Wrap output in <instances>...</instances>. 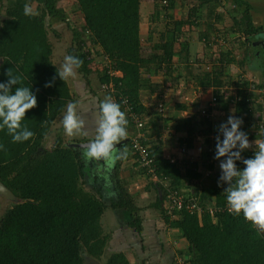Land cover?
Masks as SVG:
<instances>
[{"label":"trees","instance_id":"trees-1","mask_svg":"<svg viewBox=\"0 0 264 264\" xmlns=\"http://www.w3.org/2000/svg\"><path fill=\"white\" fill-rule=\"evenodd\" d=\"M12 1L0 0V10L5 13L0 24V82L7 80L10 70L11 75L21 78L23 85L32 86L37 106L26 112L23 121L33 132L29 141L13 143L11 137L0 130V144L6 149L0 151V182L21 200L0 216V264H86L85 257L101 264H136L137 260L138 264H151L147 257H138L133 245H128V250L112 246V233L103 224L107 210L125 211L129 216L127 230L140 238L146 227V210L155 213L157 221L165 228L174 225L173 235L181 244L176 252L178 259H172L170 264H177L179 259L187 264H264V230L230 211L223 192L226 185L212 190L195 189L193 182L203 177L198 161L183 160L182 164L177 159L173 161L174 157L166 156L161 145L158 146L159 142H151L147 117L153 107L144 105L142 94L144 91L158 93L163 86L142 76H155L166 69L163 85L174 78L172 59L177 54L173 46L181 38L182 28L191 24L189 20H174L172 1L156 0L150 20L156 24L163 21L166 25L157 41L151 38L155 43L153 47L162 54L149 57H146L141 37V0H76L79 8L73 15L65 13L61 0H15L10 5ZM234 1V8L245 6L250 10L248 5ZM34 2L36 12L31 10ZM204 3L208 5V1ZM210 3L209 13H213L219 1ZM26 7L28 14H25ZM232 11H229L232 19L236 18L234 33L245 40L242 44V41L237 45V41L233 43V50H240L261 29L252 25L248 11L241 17L234 16ZM79 19L81 22L77 23ZM54 20L65 23L71 32L65 53L83 61L77 72L89 90L94 92L92 76L98 73L100 92L111 97L103 92L102 86L114 84L112 96L127 98L133 113L140 117L143 123L140 132L144 133L141 142L150 145L155 168L152 173L134 153L132 140L140 132L119 102L126 114L130 135L119 149L125 154L131 153L128 160H133L137 168L135 176L141 178L139 182H149L148 187L155 195L149 207L139 205L130 192L129 183L122 179L124 158L116 160L112 169L101 161L86 160L82 149L64 142L62 130L54 144L47 148L56 118L69 101H74L67 81L59 79L56 69L60 68L52 60L53 46L48 37L49 31H53L48 23ZM168 35H172L171 38ZM202 38L210 39L205 34ZM244 53L247 56V50ZM232 55L225 49L211 67L196 66L192 80L196 89L211 92L210 105L223 104L243 120L242 130L248 134L250 143L258 142L264 135L257 133L258 123L264 117L263 84L256 87L259 93L255 94L243 73L229 77L227 70L236 63ZM246 56L240 59L241 65L248 60ZM95 60L102 62L103 73L98 71L99 67L94 68ZM46 83H51V87H45ZM202 110H206L207 115L203 116ZM202 110L198 125L203 128L198 135H210L211 143L206 150L208 157L201 159V164L206 178L212 179L207 172L214 171L217 185L220 176L219 161L214 159L217 129H211L210 106ZM195 120L194 117L188 121L190 130L180 139L184 152L194 145ZM249 151L242 153L244 159L252 157L253 151ZM237 166L244 167L239 161ZM86 183L91 184V189L85 188ZM107 191L115 196L111 202L104 199ZM142 249L145 250L144 246Z\"/></svg>","mask_w":264,"mask_h":264},{"label":"crops","instance_id":"crops-1","mask_svg":"<svg viewBox=\"0 0 264 264\" xmlns=\"http://www.w3.org/2000/svg\"><path fill=\"white\" fill-rule=\"evenodd\" d=\"M150 1V0H149ZM172 3L175 5L174 8V20L175 21H183V20H189L191 22L190 26L186 25L182 28V37L179 38L175 44H174V51L177 54L172 59L173 66H172V72L174 75V78L172 80L176 82V87L172 84V89L166 91L165 85H163L164 81L166 80V72L167 70H161L159 73L155 76H150L147 74H143L142 78H146L152 81V83L160 84L163 86V89L159 91L158 93L150 94L149 91H144L147 93V95H142V102L146 106L153 107V111L151 112L150 117L148 116V124H149V132L151 136V142L157 144L160 143L158 146L163 148L164 153L166 156L174 157V159H177L179 163H183V160H190V161H198L199 166V172L202 173L203 177L199 181V189L200 190H207L206 187H208L210 184V181L214 182L216 180V177L214 176L212 179L205 177V170L203 168V165L201 164V159H205L208 157L206 155V150L209 147V143H211L210 135L209 136H201L198 135V132L202 130V126L198 125V122L201 124L199 120L200 118V110L208 108L210 106V113L211 117H213L212 122V131L218 129V126L225 122L229 116V114L235 115L232 110H227L223 104H209L212 100V94L211 92H205V90L202 89H196L195 84H186L190 83V81L194 78L193 75H195V68L197 64L201 67L203 66V63L207 62V64H213L214 60L216 62V59L221 56V52L225 49H228V51H231L233 53L232 57L236 60L239 59L242 53L245 55V51L250 47L252 49V67H257L256 75H261L259 77L261 80L264 81V51H260L261 45H263L264 39V0H239L241 3H244L249 6L250 10L248 11L246 7H237L234 8L235 1L234 0H171ZM202 1H208V5L205 4ZM209 1H219L218 4H216V9L213 13H209L211 10V3L209 5ZM146 0H141V6H140V16H141V37H142V43H147L149 46V51L146 53L149 57L150 55H158L160 56L162 54L161 51L156 50V48L153 47V44H155L151 38L153 39V35H151L150 30L148 29L147 33L145 32L144 27L151 24V26H158L162 25L163 28L165 27L166 23H153L150 21V16L154 13V10L156 8V2L155 0H151V12L148 13V9L146 7ZM230 10H233L232 14L237 17H241V14L244 15L247 13L250 14L251 17V23L256 29H261V31L256 33L255 35H252L249 42L244 43V47H239L241 53H237L238 49H234L233 43L239 39L235 45H237L239 42L241 44L245 42L244 38H241L240 36H237L235 34V19H232V15L229 13ZM4 11V10H3ZM192 12L195 13V15L192 14ZM151 13V14H150ZM5 13L0 10V24L4 20ZM149 15V16H148ZM163 18V15H162ZM197 19V20H196ZM237 21V20H236ZM239 21V19H238ZM150 26V27H151ZM152 30V28H150ZM53 32L49 31L50 34H54L53 37L55 38L54 33L55 30H52ZM165 31V30H164ZM210 33V34H209ZM208 36L210 39L206 40L205 38H202L203 35ZM172 35H168L167 37L171 38ZM159 37V36H158ZM147 41V42H146ZM252 42V46L251 43ZM184 45V46H182ZM53 46V45H52ZM145 46V45H144ZM241 46V45H240ZM153 47V48H152ZM237 47V46H236ZM260 47V48H258ZM264 47V46H263ZM58 50L57 47L53 46V52H52V60L53 55ZM244 50V52H243ZM249 51V49H248ZM256 52H258L257 55ZM236 54V55H235ZM66 55V53H65ZM145 56V54H143ZM254 57V58H253ZM64 58V57H63ZM182 59H186L187 63L186 69L184 65L181 63ZM63 59L57 63L53 62L61 68ZM254 61V62H253ZM62 62V63H61ZM257 62V63H255ZM206 64V65H207ZM235 64H232L230 67H232ZM94 68H98L100 72L103 71L102 62L99 60H95L93 63ZM188 69V70H187ZM78 73V72H77ZM103 73V72H102ZM98 73L96 76H92L95 78V80L98 81ZM193 76V78H192ZM82 77V76H81ZM160 78L162 81H160ZM172 81V82H173ZM194 83V82H193ZM67 85L70 89L71 96L74 101H79L81 104L80 108V116L85 121V129L84 135H76V136H68L63 128V125L59 126V130H62V135L64 140H66V144L72 146V144H83L87 143L90 140H92L95 137V129H96V121L98 116V105L101 101L104 100L106 97L103 93L100 92L99 85L96 82L95 90L90 91L87 87L85 81L79 79L74 81V85H71L69 80H67ZM192 86V87H189ZM197 93V94H196ZM263 93H264V83H263ZM159 103H164L165 110L162 114H160L157 111V106ZM212 106V108H211ZM227 110V111H226ZM229 113V114H228ZM61 116V115H60ZM58 116L57 118H59ZM196 118L195 121H193V130L194 131V137H196L194 145L191 149H189L187 152H184L182 150V147L180 146V139H183L187 136V130H190V127H188V121L191 118ZM56 118V119H57ZM56 122V120H55ZM55 124V123H54ZM181 125V126H179ZM180 129L176 131L178 127ZM59 131L58 133H60ZM212 133V132H211ZM130 135H127V138H129ZM213 137V136H211ZM156 139V140H155ZM128 141V139L123 140ZM121 143V142H120ZM254 146V144H253ZM81 149V148H80ZM83 150V149H82ZM131 153H127L124 156V162H123V171L121 173L122 179L128 184L129 183V189L133 196L139 199L147 200L149 199V195L152 194L151 187L149 188V182L140 183L138 178V175H136L137 168L134 167L133 160H128V156H130ZM92 161V160H89ZM101 163L100 161H97V163ZM103 163V162H102ZM194 183V182H193ZM205 186V188H201ZM217 186V185H216ZM194 187V186H193ZM192 192H195L193 189ZM115 196L113 193H109L108 191L105 192L104 199L108 202H111ZM151 202V201H150ZM150 202H148L146 205H139L141 207H149ZM123 210H110L107 211L104 215V228L109 230V232L112 233L111 238V244L112 241L115 243L120 241L121 243L118 244V246H113L114 248L125 246L128 248V245H132L133 240L142 239L135 233H128L129 229L126 228V222L129 221V216H127L126 212ZM127 216L124 221L122 220L123 216ZM151 218V216L149 215ZM145 215V218H149ZM106 221V223H105ZM108 222V223H107ZM149 222H152L149 220ZM146 223V222H145ZM161 225H163L160 222ZM154 226L155 224L152 223ZM149 226L145 227L144 232L146 230L150 229ZM164 229L165 226L163 225ZM148 228V229H147ZM128 231V232H127ZM131 231V230H130ZM137 238V239H136ZM144 242L145 239L143 238ZM146 244V242H145ZM151 246L154 244H150ZM186 245V243H183V246ZM150 246V247H151ZM148 246V248H150ZM145 248V247H144ZM164 253L161 251L159 254L154 257L155 259L163 256ZM140 255V254H139ZM170 262L171 259L169 258ZM156 262L153 260V264ZM136 264H138V260L136 261ZM152 264V263H151ZM170 264V263H169Z\"/></svg>","mask_w":264,"mask_h":264},{"label":"clouds","instance_id":"clouds-1","mask_svg":"<svg viewBox=\"0 0 264 264\" xmlns=\"http://www.w3.org/2000/svg\"><path fill=\"white\" fill-rule=\"evenodd\" d=\"M29 9L25 8V14ZM83 61L75 55H65L56 74L61 81L77 75ZM45 87H51L46 83ZM160 104V103H159ZM37 106V96L32 86L23 85L21 78L7 72V80L0 82V130L11 137L13 143L29 141L33 132L24 125L27 111ZM79 101H69L63 111L62 125L68 136L84 135L85 121L80 116ZM243 120L229 114L217 129L214 159L219 161L220 176L217 186L226 185L223 192L229 209L260 230H264V141L250 143L248 134L242 130ZM128 120L112 97L106 96L98 105L95 137L82 144L86 160L114 163L125 153L117 146L127 135ZM252 149L251 158L242 153ZM0 151H6L0 144ZM242 162L243 168L237 166Z\"/></svg>","mask_w":264,"mask_h":264},{"label":"rangeland","instance_id":"rangeland-1","mask_svg":"<svg viewBox=\"0 0 264 264\" xmlns=\"http://www.w3.org/2000/svg\"><path fill=\"white\" fill-rule=\"evenodd\" d=\"M151 1V0H150ZM150 1L149 0H146V7L148 9V13L151 12V10L149 8H151V4H150ZM154 1V0H153ZM15 2L12 1L10 5H13ZM156 2V0H155ZM62 4V7L65 11L66 14L68 15H73L76 13V11L78 10L79 6H78V3L76 2V0H61L60 2ZM36 3H32L31 4V10L36 12ZM2 12H4L2 10ZM151 14V13H150ZM75 16V15H74ZM149 16V15H148ZM71 19V18H70ZM79 22L77 23H80L81 22V19L78 20ZM151 21V20H150ZM48 25L50 26V30H55L56 34H55V38L53 37L54 34H50V36L48 37L49 39V42L54 46V47H57L58 50L56 51V53L53 55V60L54 62H57L59 63L63 57L65 56V50L67 47H69L70 45V38H71V32L70 30L68 29L67 25L63 22H60V21H56L54 20V22H49ZM151 26V24H150ZM149 25L147 26H144V27H148V28H144L145 29V32L147 33L148 29L150 30L151 32V35H153V39L155 41L158 40V36H160L161 33H163L164 29L162 25H158V26H151L150 27ZM152 28V30L150 29ZM148 35V33H147ZM256 36V35H255ZM182 37V36H181ZM239 39H237L238 41ZM264 41V39H262ZM147 42V41H146ZM236 42V41H235ZM251 46H252V42L250 43ZM144 49H146L145 53H147L149 51V46L147 45V43H144ZM264 42H263V45H261V48H260V51H264ZM249 49V51H248ZM247 49V56L246 55H243V53L240 56V58L236 59V63L235 65H233L232 67H230L229 70H227L229 73V77H233L235 78L236 76L240 75L243 73V75H245L244 77V80L246 79L247 82L250 83L251 85V91H253L255 94L259 93V91L257 90V86L261 85L264 83L263 80H261L259 77H261V75H256V72H257V67L258 65L255 67H252V49H250V47ZM244 52V50H243ZM237 53H241L240 50L237 51ZM258 52H256L257 54ZM236 55V54H235ZM259 55V54H257ZM244 56H246V58H248L247 61H245L244 64H240L241 61L240 59L244 58ZM254 58V57H253ZM182 64L184 65L185 69H186V62L187 60L186 59H182L181 60ZM63 62V61H62ZM61 62V63H62ZM215 62V60H214ZM213 62V63H214ZM254 62V61H253ZM257 63V62H255ZM207 62L203 63V66L201 67L202 69H206L207 66L211 67L212 64H207ZM202 64H197V66H200ZM92 67V66H91ZM188 70V69H187ZM241 75V76H243ZM167 77V76H166ZM79 80L81 79L82 80V77L81 75H79L77 73V75L74 77V78H71L69 79V82L71 85H74V81L75 80ZM92 81H93V85L92 87L94 88L95 90V85H96V82L97 80H95V78L92 77ZM160 81H162V79L160 78ZM173 80H171L170 82H168L167 84H165V88L167 89L166 91L168 90H171L172 89V84L173 83V86L176 87L177 85H174V84H177L176 82H172ZM188 81H186V84H195V82L193 80L190 81V83H187ZM194 82V83H193ZM189 87H192V86H189ZM145 95H147L146 92H144ZM197 94V93H196ZM264 94V93H263ZM143 95V94H142ZM62 116H63V113L61 114V116L59 118L56 119V122L55 124L53 125L52 127V130H51V134L50 136L48 137V140L46 142V146L47 148H50L51 144H54V141L58 135V132L60 131L59 129V126L62 125ZM66 142V140H64ZM114 164V163H112ZM109 167H111L109 165ZM112 169V167H111ZM100 178V176H99ZM101 180V178H100ZM210 185L208 187H206L207 190H212V189H215L217 188L215 182H212L210 181L209 183ZM199 182H194L193 183V186L195 189H198L200 190L199 188ZM85 188L86 189H91V184L90 183H86L85 184ZM201 188H205V186L201 187ZM154 192H152V194L149 195V199L147 200H143V199H139V203L140 205H146L148 202L150 203H153L154 202ZM14 205V202L9 200V199H6L5 197L3 196H0V216L4 214V212L10 208L11 206ZM107 211H110V210H107ZM125 213V212H124ZM152 214V217L150 218L149 215ZM145 215L149 218H147V220H145V224L146 226H149V224L151 225L150 226V229L149 230H146V232L143 233V238L145 239V242L142 241L141 239H137V240H133L132 241V245H133V248L137 250V253L140 254L138 255V257H147V259H149V263L151 262L153 264V260L156 262L155 264H169L170 263V260L169 258L172 260V259H175L177 258L178 259V256H177V253H178V249H180V244L181 243H178L177 241V238L175 239L174 235H173V231H175V227L174 225H171L170 228H165L163 227V225L160 224V220L157 221V217H156V214L151 212L150 210H146L145 211ZM128 216V215H127ZM127 216H123L122 217V220L124 219V221L126 220L125 218ZM105 219V217H104ZM103 219V220H104ZM152 221V222H149ZM106 223V221H105ZM108 223V222H107ZM152 223H154L155 225L153 226ZM148 229V228H147ZM131 233V232H129ZM111 243V241H110ZM121 243L120 241L118 242H114L112 241V245L113 246H118V244ZM150 244H154V245H150ZM145 247V250L142 251V247ZM148 246L150 248H148ZM126 248V246H121V247H117L115 249H121V250H124ZM125 250H128V249H125ZM162 252L164 253L163 256L161 255L159 258L157 257L156 259L154 257H156L159 252ZM177 252V253H176ZM132 261H136V259L134 257H131Z\"/></svg>","mask_w":264,"mask_h":264},{"label":"built area","instance_id":"built-area-1","mask_svg":"<svg viewBox=\"0 0 264 264\" xmlns=\"http://www.w3.org/2000/svg\"><path fill=\"white\" fill-rule=\"evenodd\" d=\"M166 2H164L165 4ZM166 5V4H165ZM106 60V58H105ZM115 87H114V84H110V85H103L102 86V90L103 92H106V94H111V97L112 99L116 102V103H119L121 102V105L123 106V108L125 109V111H127L128 115H130L134 120H133V123L137 126V130L140 132V128L143 127V123L140 119V117L133 113V110H132V107L130 106V103L129 101L127 100V98L125 99H122V98H116L115 96H112V94L115 92ZM165 110V106H164V103H160L157 107V111L162 114ZM201 114L203 116L207 115V111L206 110H202L201 111ZM260 125L257 133L258 134H263V127H264V117L263 119L258 123ZM136 130V131H137ZM250 132H252V130L250 129ZM263 137V138H262ZM261 137V140H259L258 142L260 141H264V135ZM144 138V133H138L137 136H134L133 137V140H132V148L134 150V153L138 156L141 164L143 167H147L149 169V171L152 173L154 172L155 168H154V164H153V160L151 159L150 157V151H149V146H145L142 142H141V139ZM156 140V139H155ZM250 150V151H249ZM248 151L249 152H252V149L250 148ZM173 161H176V159H173ZM219 167V166H218ZM218 167H217V170H218ZM217 172V171H216ZM207 175H209L210 177H214L216 174L214 173V171H208L207 172ZM173 195V194H172ZM175 195H173V198H172V202H176L175 200ZM181 201H179L178 203V208L180 209L181 208ZM177 264H187L185 263V261L183 259H179L177 261Z\"/></svg>","mask_w":264,"mask_h":264},{"label":"water","instance_id":"water-1","mask_svg":"<svg viewBox=\"0 0 264 264\" xmlns=\"http://www.w3.org/2000/svg\"><path fill=\"white\" fill-rule=\"evenodd\" d=\"M88 143V142H87ZM87 143H83V144H87ZM80 145L82 144H72L73 147H76V148H81ZM123 145V142H121L117 147L120 148L121 146ZM82 149V148H81ZM102 161V160H101ZM103 164H108L110 165L111 167H114V164L112 163H108L106 161H102ZM106 191V189H105ZM0 196H3L5 197L6 199H9L11 201L14 202V204H19L21 203V200H19L18 198H16L13 193L5 186L3 185L1 182H0ZM85 262L86 264H101L100 262H98L97 260L93 259V258H90V257H85Z\"/></svg>","mask_w":264,"mask_h":264}]
</instances>
